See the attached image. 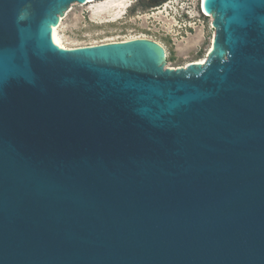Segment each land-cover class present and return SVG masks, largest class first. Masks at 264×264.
Here are the masks:
<instances>
[{"label": "water", "instance_id": "water-1", "mask_svg": "<svg viewBox=\"0 0 264 264\" xmlns=\"http://www.w3.org/2000/svg\"><path fill=\"white\" fill-rule=\"evenodd\" d=\"M97 0H0V264H264V0H202L205 63L61 48Z\"/></svg>", "mask_w": 264, "mask_h": 264}, {"label": "rangeland", "instance_id": "rangeland-1", "mask_svg": "<svg viewBox=\"0 0 264 264\" xmlns=\"http://www.w3.org/2000/svg\"><path fill=\"white\" fill-rule=\"evenodd\" d=\"M118 1L81 4L66 12L58 31L63 43L77 48L137 37L162 44L172 62L208 55L216 31L212 17L201 12L200 0H167L155 7L150 0H130L122 11L98 13Z\"/></svg>", "mask_w": 264, "mask_h": 264}, {"label": "bare ground", "instance_id": "bare-ground-1", "mask_svg": "<svg viewBox=\"0 0 264 264\" xmlns=\"http://www.w3.org/2000/svg\"><path fill=\"white\" fill-rule=\"evenodd\" d=\"M97 1H100V0H97ZM97 1H93V2H89V3H86V4H84V5H88V4H91V3H95V2H97ZM130 2V0H120V1H118V2H116V3H114V4H111V5H109L107 8H101L100 10H99V14H104V13H106L107 12V10L108 11H110V10H114V11H117V10H120V11H122L123 9H125V7L127 6V3H129ZM200 9H201V12H204L203 11V9H202V0H200ZM205 13V12H204ZM203 13V14H204ZM196 16V15H195ZM61 24V23H60ZM60 26V25H59ZM59 26L58 27H56L55 28V36H56V41H57V44L61 47V48H65V49H72V48H69V47H67L64 43H63V41L61 40V37H60V35H59ZM133 39H138L137 37H134V38H132V39H128V40H125V41H129V40H133ZM120 42H122V41H120ZM111 43V42H110ZM212 44H213V39H212ZM212 44L210 45V48H209V52L212 50ZM208 56V55H207ZM207 56L204 58V59H201L200 60V62H201V64H203V63H205V61H206V58H207Z\"/></svg>", "mask_w": 264, "mask_h": 264}, {"label": "trees", "instance_id": "trees-1", "mask_svg": "<svg viewBox=\"0 0 264 264\" xmlns=\"http://www.w3.org/2000/svg\"><path fill=\"white\" fill-rule=\"evenodd\" d=\"M167 2V0H150L148 5L149 6H152V7H155V6H159L163 3Z\"/></svg>", "mask_w": 264, "mask_h": 264}]
</instances>
